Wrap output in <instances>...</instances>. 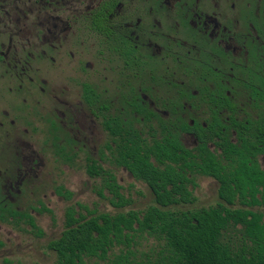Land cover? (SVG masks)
<instances>
[{
  "label": "flooded vegetation",
  "instance_id": "obj_1",
  "mask_svg": "<svg viewBox=\"0 0 264 264\" xmlns=\"http://www.w3.org/2000/svg\"><path fill=\"white\" fill-rule=\"evenodd\" d=\"M119 123L177 137L188 188L213 194L200 205L248 177L260 201L264 0H0V264H27L24 218L49 209L50 159L84 171L94 160L89 178L111 173L126 196L118 169L147 186L113 160ZM246 192L251 203L231 205L262 210Z\"/></svg>",
  "mask_w": 264,
  "mask_h": 264
},
{
  "label": "trees",
  "instance_id": "obj_2",
  "mask_svg": "<svg viewBox=\"0 0 264 264\" xmlns=\"http://www.w3.org/2000/svg\"><path fill=\"white\" fill-rule=\"evenodd\" d=\"M119 131L113 138V160L146 183L151 202L133 208V199L120 191L115 177L104 174L94 192L114 210L98 211L80 202L66 205L62 230L47 244L54 251L52 264H264V208L231 205L236 196L240 203H251L243 198L248 189L252 203L264 207V185L259 201L250 177L234 185L221 182L220 202L200 205L188 188L191 179L179 169L176 136L147 140L120 123ZM186 166L191 172V163ZM85 171L96 176V161L87 162ZM55 190L65 200L72 197L63 185ZM24 223L34 235H43L31 215H25ZM137 238H151L156 245L140 250Z\"/></svg>",
  "mask_w": 264,
  "mask_h": 264
},
{
  "label": "rangeland",
  "instance_id": "obj_3",
  "mask_svg": "<svg viewBox=\"0 0 264 264\" xmlns=\"http://www.w3.org/2000/svg\"><path fill=\"white\" fill-rule=\"evenodd\" d=\"M49 175L45 179V183L41 185V192L46 194L44 205H49L50 212H44L41 217L36 218V225L43 232V236L37 237L32 232H25L23 236V244L25 246L23 260L27 264H50L52 254L46 253L43 248L45 242L52 237H57L63 227V209L68 204L80 202L86 204L90 209L98 211H113L114 208L109 205L106 199L99 197L94 192L95 180L89 178L83 169L71 168L66 169L62 165L55 163L50 159ZM116 177H123L124 192L133 199L132 207L141 208L151 202V193L147 186L134 182L132 178H128L127 172L121 169L116 170ZM62 184L65 188L72 192L70 200L59 198L51 195L54 186ZM203 194L198 203L208 204L213 199V194L209 186L204 183L200 185L199 191ZM200 196V195H199ZM77 208V207H76ZM138 239V238H137ZM138 247L140 250H146L150 246L156 245L151 238L148 240L138 239ZM28 249V250H26Z\"/></svg>",
  "mask_w": 264,
  "mask_h": 264
}]
</instances>
